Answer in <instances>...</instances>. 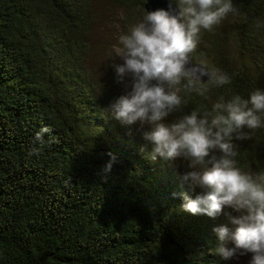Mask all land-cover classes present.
<instances>
[{
    "label": "trees",
    "instance_id": "obj_1",
    "mask_svg": "<svg viewBox=\"0 0 264 264\" xmlns=\"http://www.w3.org/2000/svg\"><path fill=\"white\" fill-rule=\"evenodd\" d=\"M144 2L0 0V264H226L213 229L227 217L184 210L182 193L201 191L182 182L185 163L150 159L145 128L108 111L127 94L113 14L126 27ZM233 5L194 53L231 83L185 112L264 90V0ZM239 153L264 172V128Z\"/></svg>",
    "mask_w": 264,
    "mask_h": 264
},
{
    "label": "clouds",
    "instance_id": "obj_2",
    "mask_svg": "<svg viewBox=\"0 0 264 264\" xmlns=\"http://www.w3.org/2000/svg\"><path fill=\"white\" fill-rule=\"evenodd\" d=\"M236 11L233 0H169L167 8L144 7L113 50L122 60L115 70L129 91L108 111L125 125L145 128L150 159L185 163L182 182L189 191H201L195 198L182 193L184 210L227 217L213 229L215 253L225 259L251 253V264H264V172L243 167L239 153L240 143L264 128V90L221 96L210 106L184 111L193 98L208 100L213 88L231 83L226 72L196 62L194 53L202 35ZM109 156L106 171L116 159Z\"/></svg>",
    "mask_w": 264,
    "mask_h": 264
},
{
    "label": "rangeland",
    "instance_id": "obj_3",
    "mask_svg": "<svg viewBox=\"0 0 264 264\" xmlns=\"http://www.w3.org/2000/svg\"><path fill=\"white\" fill-rule=\"evenodd\" d=\"M121 16L125 17V15H123V13L113 14L112 23H111V26L114 27L113 31L116 33L118 39L126 28V27H123L121 25V23L118 21V20L122 19ZM116 58H117V62L122 63V60L119 57H116ZM203 59L206 60V57L204 55H203ZM121 81H122V83H121L122 88L128 93L129 85L126 83L125 80L123 81L121 79ZM176 162H177L178 166H181V165L184 166V162L181 159H176ZM225 212L231 213L232 215H238V213H236L234 210H232L230 208H225ZM251 259H252V254L251 253H245L243 255H238L237 257L231 258V259H225L224 258V262L226 264H251Z\"/></svg>",
    "mask_w": 264,
    "mask_h": 264
},
{
    "label": "water",
    "instance_id": "obj_4",
    "mask_svg": "<svg viewBox=\"0 0 264 264\" xmlns=\"http://www.w3.org/2000/svg\"><path fill=\"white\" fill-rule=\"evenodd\" d=\"M169 0H145L144 7L148 11H152L158 8H167Z\"/></svg>",
    "mask_w": 264,
    "mask_h": 264
}]
</instances>
